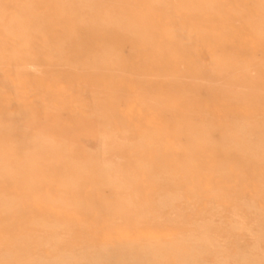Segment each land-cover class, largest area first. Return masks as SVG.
Wrapping results in <instances>:
<instances>
[{
  "label": "rangeland",
  "instance_id": "1",
  "mask_svg": "<svg viewBox=\"0 0 264 264\" xmlns=\"http://www.w3.org/2000/svg\"><path fill=\"white\" fill-rule=\"evenodd\" d=\"M0 264H264V0H0Z\"/></svg>",
  "mask_w": 264,
  "mask_h": 264
}]
</instances>
